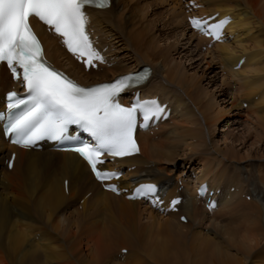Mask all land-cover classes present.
Segmentation results:
<instances>
[{
	"label": "bare ground",
	"instance_id": "6f19581e",
	"mask_svg": "<svg viewBox=\"0 0 264 264\" xmlns=\"http://www.w3.org/2000/svg\"><path fill=\"white\" fill-rule=\"evenodd\" d=\"M181 1H169L171 21L168 26H172V33L181 26L190 34L189 44L191 41L193 43L197 41L198 45L205 43L207 48L208 41L188 31ZM197 1L202 6L201 14L207 16L218 14V18L231 17L226 29V43L214 44L211 50L205 53L221 66L222 73L225 74L222 84L226 86L230 81L234 84L232 107L242 111L245 100L253 102L247 114L254 115L260 133H263V137L256 138H259L258 143L264 144V0ZM120 6L131 14L124 25L131 24L135 17L139 18L140 10L131 6L129 0H120L119 3L111 0L108 10L90 12L91 25L100 28L102 32L105 31L107 36H112V42L116 41L113 44L122 43L118 40L116 31L117 28L122 29V27L120 25L114 27L116 29L109 27L112 18L107 15L115 14ZM257 8L259 9L256 11ZM139 21L141 22V19ZM36 30L49 60L82 84L108 82L117 75L144 66L136 62L133 67L122 71L114 67L108 72L112 75L111 79L100 76V69L97 71L99 74L84 73L81 67L64 53L54 36L45 33L39 25ZM147 33L145 29L141 31L132 29L126 34L129 35V43L137 52L148 50L145 52L147 58L151 57V66L145 65L152 67V77L149 80L151 81L156 74L155 68L161 60L162 49L149 46L151 43ZM243 58H245L243 65L238 67L239 61ZM120 60L126 62L125 59ZM165 65L161 74L163 80L159 82L165 90L174 94L178 103L176 105L182 106L183 110L178 113L175 104L159 92H149L145 95V97H158L161 103L167 104L172 110L170 119L159 125L157 130L159 128L163 130L166 124L171 122L176 126L160 132V137L164 136L161 142H150V133L140 134L138 136L141 144L140 156L119 162L118 168L130 170L134 167V170L124 174V178L120 179L119 183L123 188H129L131 181H135V184L151 182L163 188L167 187V198L183 197L179 212L160 215L141 202H129L123 196H114L105 192L93 180L87 165L76 155L50 151L45 146L40 151L17 150L3 139L0 127V258L2 257L0 264H244L248 258V264H264V226L258 223L257 219H249L246 211L241 210L248 206L258 214V220H261L262 217L264 218V205L260 206L252 199L248 203L245 202V206L242 204L239 196L243 195V191L239 193L238 191L243 178L233 185L234 179L242 177L241 172L236 169L237 175H230L222 163L225 160L236 159L233 152L227 153L229 160L225 155L220 156L222 158L218 162L220 168L215 162H210L206 167L207 174L215 171L217 176L222 175L219 178L228 179L225 183L231 185L227 189L223 184H218L219 181H208L203 174L199 175L201 174L199 171L196 174L193 170L190 174L195 177L192 176L184 181L183 186L184 190L185 188L192 190V196L186 197L184 190L176 195L179 179H176V184L172 185L171 172L164 165L174 164L179 160L177 148L181 144H186L185 150L189 149L190 152L196 151L197 147L202 145V141L203 145L207 146L205 126L194 120L192 111L196 109L204 124L209 123L213 127L222 124L221 119L225 114L220 110L215 113L213 105L204 101L205 96L199 94L195 77L187 78L180 68L170 67L168 63ZM11 87L9 76L0 65V105L3 103L5 92ZM139 90L143 93V88ZM255 96L259 97L257 102L253 101ZM188 140H195L199 144L195 147L194 144L187 143ZM12 152H15L17 157L13 169L7 171L4 161ZM199 155H196V158L201 160L202 155ZM152 164L160 167H151ZM250 167H248L249 171L245 169V172L248 173V181H253L256 176ZM262 167L264 168V163L257 168L262 169ZM260 178V183L264 187L262 171ZM64 181L68 182L66 191ZM203 182H206L212 191L221 190V195L217 196L218 207L213 212H207L204 206H200L202 200L196 197L197 185ZM231 187L238 188V194H231ZM254 193L255 191L250 194ZM250 194L246 192L245 195ZM245 195L244 198L247 197ZM228 196L231 202L227 201ZM80 201L82 206L79 211L77 204ZM234 201L236 205L233 204ZM237 201L240 203L238 204ZM240 212V217L243 218L244 215L242 225L221 224L220 227H215L219 230L222 241L210 239L208 233L194 231L196 224L197 228L206 222L210 226L218 224L215 221H204L210 214L224 213L225 216L228 215L226 219L230 220ZM181 215L187 218V225L178 222ZM143 217L146 222L142 225L140 220H143ZM175 228L190 229L189 244L180 246L175 243L178 239L171 238ZM123 250H126L125 254H121ZM231 251L243 255L244 259L233 255Z\"/></svg>",
	"mask_w": 264,
	"mask_h": 264
},
{
	"label": "snow or ice",
	"instance_id": "6c2138e0",
	"mask_svg": "<svg viewBox=\"0 0 264 264\" xmlns=\"http://www.w3.org/2000/svg\"><path fill=\"white\" fill-rule=\"evenodd\" d=\"M108 5L109 0H0V63H6L13 79L20 80L25 89L24 96L11 91L4 98L6 108L0 111L4 135L24 148L45 139L76 141L78 146L71 150L83 157L101 182L119 178V173L98 167L105 163L102 157H124L138 152L134 139L138 119L143 120L140 127H147L164 113V108L154 99L142 101L137 97L131 106L120 102L121 94L145 81L149 70L121 76L110 83L81 86L48 64L30 18H37L54 30L70 53L82 59L85 66L93 67L94 61L102 63L104 58L95 50L86 31V8ZM229 22L228 18L215 23L190 19L192 28L215 40L221 39ZM72 125L90 134L92 142H79L71 136ZM12 166L10 162L8 167ZM107 187L118 191L115 185ZM155 190L153 184L140 185L131 198L148 197ZM206 191L201 186L199 194ZM171 203L175 207L180 201Z\"/></svg>",
	"mask_w": 264,
	"mask_h": 264
},
{
	"label": "rangeland",
	"instance_id": "374dc122",
	"mask_svg": "<svg viewBox=\"0 0 264 264\" xmlns=\"http://www.w3.org/2000/svg\"><path fill=\"white\" fill-rule=\"evenodd\" d=\"M119 1L120 0H116V3H119ZM129 1L131 6L137 7L138 10H140L139 18L138 17L133 18L131 24L127 23L126 25H124L127 22V19H130L129 16L131 14L126 9L124 10L122 6L118 7V10L115 14L112 13L110 15H107V17L112 18V24H111L112 26L109 25V27L117 28L119 25L120 27H122V29L117 28L116 31L118 32L117 35L119 37L118 40H120L123 44L122 43L113 44L116 41L112 42L113 40L112 36L111 37L107 36L108 34L105 33V31L102 32L100 28L98 29L94 27L95 25L93 26V30L96 32L95 34L97 35V37L99 35V41L102 42L105 48H107V53L109 54V58L112 57L115 60L114 61L115 66H113L112 69L110 70L102 69V72H100V76H104L107 79H111L112 75L108 72H111L114 69V67H116L117 70L122 71L133 67L134 65L137 64L136 62H139L141 65H145V64L150 65L151 57L149 56L147 58V54H146L148 50L144 49L143 52L140 53L137 52L135 50V47L131 43H129V37H128L129 35L126 34L132 31V29H136L138 31L145 29L148 32L147 35L150 37L149 38L147 36L148 40L150 41L149 43H151V45L149 46L151 47L153 45L154 47L162 49L161 52L162 57L157 67L155 68L156 70V74H154L155 77H153V79L150 81L151 83L148 82L145 85V87L143 88L142 95H144L145 97V95H147L149 92H156V93L159 92L160 94H163L166 98H169L171 102L175 104L176 108L178 109V113L183 110L182 106L176 105L178 103H176V98L174 97V94L165 90L159 82L160 80H163L161 76L163 67L166 66L165 64L168 63L170 67L173 66V67H177V69L180 68L181 72L184 73V75H186L187 78L195 77V82L199 86V91H200L199 94L202 93L205 96L204 101L209 103L210 105L211 104L213 105L215 113H217V111L220 110L225 114L221 119L222 124H219L220 126L217 125L216 127H213L209 123L204 124L202 117L200 116V114L196 109H194V111L191 110L192 115L195 116L194 120L196 119L197 123L199 122V124L201 125L203 124L205 126L204 132L207 140V146H204L202 141L201 142L202 145H199V148L197 147L196 151L192 150L193 151L192 153V151L190 152L189 149L185 150L186 144L179 145V147L177 148V154H178L177 156L180 157L179 160H177L176 163L174 164L164 165L171 172L170 173L171 184L175 185L176 179H179L177 186L178 187L181 186V182L184 186V181L194 176L190 174L194 170L193 172H195L196 174L197 171H199V173H201L199 174L200 176L203 174L206 177V180L208 181L210 180L219 181L218 184L220 185L223 184L227 189L231 185V183L230 184L225 183V181H227L228 179H226V177L225 178L223 177L222 179L219 178L222 177V175L217 176L218 174L216 175L215 171L211 172V174H207L206 167H208L207 165H209L210 162L218 163L219 160H222L220 156L225 155L228 157L227 160H229V156L227 155V153L230 151L233 152L234 156H236L237 158L229 161L225 160L224 162L222 161V163L223 165H225V167L227 168L226 171L229 172L230 175L235 174L236 176L237 175V172H235L236 169H239L241 172L242 177L239 176L238 178L234 179L233 185H235L234 182L242 180L243 178L242 185L241 187H239L240 191H238V193L243 191V195L239 196L240 200H242V204L244 205L245 202L248 203L252 199L258 205L260 206L264 205V196H263L264 187L260 183V179H261L260 173L261 171L264 172V168L262 167L263 170L257 168L259 167V165L264 163V161H262L264 160V144L261 142L258 143L259 138H256L257 136H262L263 133H260V128L258 126L256 119L254 118V115H248L249 114L248 111L253 102H248L245 100L243 102L244 107H242V111L241 109L239 110L232 107V103H231L233 100L232 96L235 92L234 84H232V81H230V84L229 83L226 84V86L222 84L223 83L222 81L225 78V74L222 73L221 66L215 60L212 61L211 56H207V54L205 53L206 51H210L211 49L205 50L206 48L205 43L198 45L199 43L197 41H194V43L191 41V44H189L190 34L187 33L186 29H182L181 26H180L181 28L179 27L177 30H175L174 33H172L173 31L172 26H168L170 23L169 21H171L170 20L171 4L169 6L170 0H129ZM259 8H257L256 11ZM139 19H141V22L139 21ZM109 27H107V29H109ZM125 28L127 29L125 30ZM103 45L102 47L104 48ZM123 46H125L126 49ZM120 59H125L126 62H123ZM95 73L99 74L98 72ZM167 86L171 87L170 85ZM258 99L259 97L255 96L253 101L257 102ZM186 103H188V100H186ZM190 107L192 108L193 106L190 104ZM174 126H176L174 122H171V124L167 123L166 127H164L163 130L159 128V130L153 134L154 136L149 135L151 137L150 142H158V141L161 142L162 141L161 139H163L164 136L160 137L161 136L160 132L168 131L170 128ZM187 143L194 144L195 147L198 146L197 144H199V142H196L195 140L192 141L188 140ZM182 154L183 155L185 154V156H181ZM199 154L202 155L201 160L198 157L196 158V155ZM247 163H249V166H247ZM253 164L254 166H251ZM151 167L159 168L160 166L158 165L153 166L152 164ZM184 167L186 168L185 170ZM220 167L221 165L219 164V168ZM248 167L252 169L254 176H256L255 180L253 181H248L247 178L248 173L245 172V169L249 171ZM257 169L260 173L257 171ZM215 170L217 169L215 168ZM182 172H184L183 175L181 174ZM197 178L198 176L196 177V180ZM234 188L235 187L230 188L231 194L237 193V190H239L238 188H235L236 191H234L235 190ZM177 190H179L178 192L182 191L180 189ZM189 190H186V188L184 190L186 193V197L187 195L188 197L192 196V190L190 191ZM253 191H255V193L251 195L250 193L251 192L253 193ZM178 192L176 193V195L178 194ZM246 192H248L250 195H245ZM219 195H221V192ZM244 195L247 197L244 198ZM228 198L230 197L229 196L227 197V201H229ZM229 202H231V200ZM237 203L239 204L240 201L239 202L237 201ZM81 204L82 201H80V203L77 204L79 206V211L82 206ZM233 204L236 205L235 201L233 202ZM199 205L202 206V203H200ZM243 208L245 209H241V210L246 211L247 213L246 216L249 219H255V220L257 219L256 221L258 223H261L262 226H264L263 217L261 218V220L260 219L258 220L259 218L258 214L252 211L250 207L245 206ZM240 215L241 212L238 213V216H235V218L231 217L230 220H227L226 217L228 215L225 216L224 213L223 215L220 213L210 214L209 216H206V219L204 221L205 222L207 220L215 221L216 223L218 222V224L214 226L212 225L210 226L208 222L206 223L204 222L205 224H203L198 228L196 224V226L194 227V231L197 232L200 231L204 234L208 233V237L210 236L209 237L210 239L214 241H220V240L222 241L221 239L222 236H219V232H218L219 230L215 227H220L221 224L224 225L238 224L240 226L242 225L241 223H243L244 221L243 220L244 215L243 218L242 216L240 217ZM145 222H146L145 218L143 220H140V224L142 225ZM183 224L187 225L186 223ZM177 233L178 235H176ZM172 235L171 238L173 240L178 239L175 240V243L177 245L181 246L182 244L190 243L191 240L190 229L182 228L181 230L175 228ZM233 255H236L240 259H244L243 255H240L236 252H233ZM0 259H2V257ZM248 262H249V258L247 262L245 261L244 264H248Z\"/></svg>",
	"mask_w": 264,
	"mask_h": 264
}]
</instances>
